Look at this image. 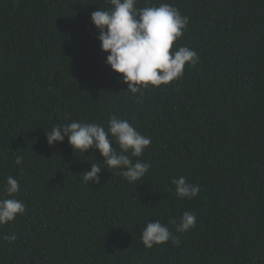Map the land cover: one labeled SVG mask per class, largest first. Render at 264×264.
<instances>
[{"label": "trees", "instance_id": "1", "mask_svg": "<svg viewBox=\"0 0 264 264\" xmlns=\"http://www.w3.org/2000/svg\"><path fill=\"white\" fill-rule=\"evenodd\" d=\"M161 2L189 18L172 50L200 59L140 96L106 64L91 21L110 0H0V196L11 175L26 204L0 226V264H264V0L136 6ZM113 114L151 137L138 158L151 168L130 184L102 165L100 183L85 184L104 158L77 154L67 137L49 145L46 129L73 120L107 129ZM181 175L200 186L191 200L176 198ZM185 211L196 225H169L178 246L144 247L148 222Z\"/></svg>", "mask_w": 264, "mask_h": 264}, {"label": "clouds", "instance_id": "2", "mask_svg": "<svg viewBox=\"0 0 264 264\" xmlns=\"http://www.w3.org/2000/svg\"><path fill=\"white\" fill-rule=\"evenodd\" d=\"M111 8L91 13V21L98 30L97 39L101 50L107 53L106 64L118 74V79L127 84L132 94L144 95L150 86L159 87L179 80L184 75L186 63L194 66L200 57L194 49L173 44L182 37L189 18L183 16L174 5L166 2L158 6L138 8L136 0H110ZM47 143L54 145L63 142L65 137L74 152L85 154L89 149H97L104 158L101 162L91 163L90 170L81 177L85 184H99L102 165L108 170H119L128 183L141 180L151 168L149 162L139 157L151 144V137L142 135L128 120L113 114L107 129L103 124L73 120L70 123L57 124L46 129ZM119 145V151L113 146ZM137 158V159H133ZM23 156L17 155L14 163L23 164ZM91 182V183H90ZM175 185L177 199H193L200 192L198 184H192L181 175L171 179ZM0 196V226L13 221L17 215L25 213L26 204L15 197L20 192V182L9 175ZM169 225L176 232H187L196 225V214L185 211L177 220L169 218L167 224L160 220L148 222L141 233V242L146 249L169 241L173 246L180 243ZM5 240L14 242L16 235L5 236Z\"/></svg>", "mask_w": 264, "mask_h": 264}]
</instances>
